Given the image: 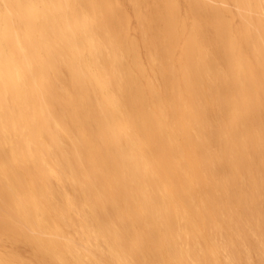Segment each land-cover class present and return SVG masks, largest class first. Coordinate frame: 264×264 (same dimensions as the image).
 I'll return each mask as SVG.
<instances>
[{
	"label": "bare ground",
	"instance_id": "1",
	"mask_svg": "<svg viewBox=\"0 0 264 264\" xmlns=\"http://www.w3.org/2000/svg\"><path fill=\"white\" fill-rule=\"evenodd\" d=\"M0 264H264V0H0Z\"/></svg>",
	"mask_w": 264,
	"mask_h": 264
}]
</instances>
